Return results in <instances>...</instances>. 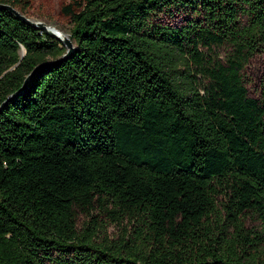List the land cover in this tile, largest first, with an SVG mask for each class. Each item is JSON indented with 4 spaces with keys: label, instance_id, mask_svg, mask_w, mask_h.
<instances>
[{
    "label": "trees",
    "instance_id": "1",
    "mask_svg": "<svg viewBox=\"0 0 264 264\" xmlns=\"http://www.w3.org/2000/svg\"><path fill=\"white\" fill-rule=\"evenodd\" d=\"M0 4L76 47L0 110V264H264V0ZM64 53L0 10V104Z\"/></svg>",
    "mask_w": 264,
    "mask_h": 264
},
{
    "label": "rangeland",
    "instance_id": "2",
    "mask_svg": "<svg viewBox=\"0 0 264 264\" xmlns=\"http://www.w3.org/2000/svg\"><path fill=\"white\" fill-rule=\"evenodd\" d=\"M48 3H44V7H47ZM50 6V5H49ZM18 11V10H17ZM21 13V12H20ZM49 13L50 17L47 16ZM21 15L25 16L27 19L34 22H42L48 26L54 27L56 30L60 31L67 36L70 33V27L65 20L56 18L52 12H47L42 8L36 7L31 12H24ZM189 17L182 10H166L163 9L160 12H157L153 16V21L158 22L160 24L169 25V26H179L184 24L186 19ZM244 77V84L248 92V96L252 98H258L262 89V84L264 82V55H256L248 64L244 67L242 71ZM85 222V217L83 214L77 212L76 213V223L77 228L80 229ZM109 233H115V229L113 227L108 228Z\"/></svg>",
    "mask_w": 264,
    "mask_h": 264
},
{
    "label": "water",
    "instance_id": "3",
    "mask_svg": "<svg viewBox=\"0 0 264 264\" xmlns=\"http://www.w3.org/2000/svg\"><path fill=\"white\" fill-rule=\"evenodd\" d=\"M0 10H6L9 13L13 14L15 17H17L18 19H20L21 21H23L24 23L36 27L37 29L43 31L44 33H46L48 36L55 38L57 41H59L65 48V53L59 57L58 59L50 62V63H46V64H40L38 66H36L31 73H29V75L25 78L22 87L16 91L13 95L9 96L5 101H3L0 104V110L12 99H14L21 91L26 89V85L28 83V81L36 74V72L42 68H46V67H50L53 65H57L60 63L65 62L66 60H68L71 55L76 51V47L73 45L71 39L69 38V36L63 34V35H59L58 30H56L54 27L52 26H48L45 23L42 22H34L31 21L29 19H27L25 16L21 15V13L19 11H17L16 9H14L13 7H11L10 5H6V4H0ZM25 54V50L22 49L21 50V56H24Z\"/></svg>",
    "mask_w": 264,
    "mask_h": 264
},
{
    "label": "bare ground",
    "instance_id": "4",
    "mask_svg": "<svg viewBox=\"0 0 264 264\" xmlns=\"http://www.w3.org/2000/svg\"><path fill=\"white\" fill-rule=\"evenodd\" d=\"M59 35H63V34L59 32Z\"/></svg>",
    "mask_w": 264,
    "mask_h": 264
}]
</instances>
